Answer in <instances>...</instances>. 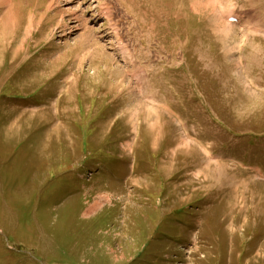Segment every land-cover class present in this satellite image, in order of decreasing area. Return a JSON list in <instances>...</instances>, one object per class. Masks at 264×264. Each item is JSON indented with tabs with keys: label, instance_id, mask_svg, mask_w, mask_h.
Instances as JSON below:
<instances>
[{
	"label": "rangeland",
	"instance_id": "obj_1",
	"mask_svg": "<svg viewBox=\"0 0 264 264\" xmlns=\"http://www.w3.org/2000/svg\"><path fill=\"white\" fill-rule=\"evenodd\" d=\"M0 264H264V0H0Z\"/></svg>",
	"mask_w": 264,
	"mask_h": 264
},
{
	"label": "bare ground",
	"instance_id": "obj_2",
	"mask_svg": "<svg viewBox=\"0 0 264 264\" xmlns=\"http://www.w3.org/2000/svg\"><path fill=\"white\" fill-rule=\"evenodd\" d=\"M103 12H104V11H103ZM103 14H104V13H103ZM95 201H97V200H95ZM97 206H98V203L93 202V203H92V204L86 209L85 213L90 214V213L94 212V210L97 208Z\"/></svg>",
	"mask_w": 264,
	"mask_h": 264
},
{
	"label": "trees",
	"instance_id": "obj_3",
	"mask_svg": "<svg viewBox=\"0 0 264 264\" xmlns=\"http://www.w3.org/2000/svg\"><path fill=\"white\" fill-rule=\"evenodd\" d=\"M155 223H156V221H154ZM154 224V223H153ZM158 226H159V228L160 229H162V225H160V224H158ZM166 226H165V222H164V228H165ZM166 232V231H165ZM172 233H170V232H166V236L167 235H171ZM163 254V253H162Z\"/></svg>",
	"mask_w": 264,
	"mask_h": 264
}]
</instances>
